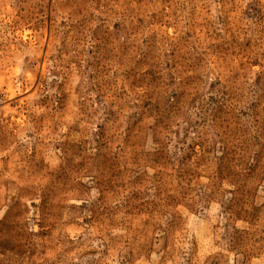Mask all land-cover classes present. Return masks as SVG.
<instances>
[{"label": "rangeland", "instance_id": "rangeland-1", "mask_svg": "<svg viewBox=\"0 0 264 264\" xmlns=\"http://www.w3.org/2000/svg\"><path fill=\"white\" fill-rule=\"evenodd\" d=\"M0 264H264V0H0Z\"/></svg>", "mask_w": 264, "mask_h": 264}]
</instances>
